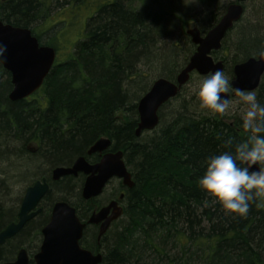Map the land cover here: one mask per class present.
Returning a JSON list of instances; mask_svg holds the SVG:
<instances>
[{
    "label": "trees",
    "instance_id": "1",
    "mask_svg": "<svg viewBox=\"0 0 264 264\" xmlns=\"http://www.w3.org/2000/svg\"><path fill=\"white\" fill-rule=\"evenodd\" d=\"M56 3H62L59 14L65 10L78 13L79 8L82 14L85 4L93 12L88 8L81 37L63 60L55 62L39 90L26 99L10 101V73L0 64V231L17 219V212L7 207L9 194L2 188L10 193L15 186L30 185L42 177L49 182L41 212L0 244V263L14 259L13 253L21 247L31 256L38 250L40 230L55 200L73 205L81 220L100 207L96 198L85 201L81 197L82 177L51 181L50 171L70 165L80 155L98 161V154L87 156L86 152L104 136L111 140V152H123L134 185L120 184L123 214L100 241L94 228H86L93 234L87 241L83 237L81 244L101 252V264H264V197L255 198L248 215L241 217L225 212L198 184L207 157L234 152L235 145L247 139L242 123L189 110L175 113L166 122L161 108L159 125L145 137L135 135L137 101L151 84L143 85L137 66L160 59L165 24L123 0H0V20L30 28L42 42L44 31L38 28L47 22L52 26L50 11ZM59 21L65 22L59 33L66 37L71 20ZM213 26L200 29L205 32ZM261 30L255 25L237 32L230 68L264 51ZM59 35L53 32L43 42L57 55ZM193 51L187 41L181 63H176L172 52L167 61L156 60L161 71L156 78L174 80ZM256 92L264 103L263 82ZM229 137L233 143L226 146ZM35 162L46 170L20 171L23 163L30 169ZM27 238L31 243L24 246Z\"/></svg>",
    "mask_w": 264,
    "mask_h": 264
},
{
    "label": "water",
    "instance_id": "2",
    "mask_svg": "<svg viewBox=\"0 0 264 264\" xmlns=\"http://www.w3.org/2000/svg\"><path fill=\"white\" fill-rule=\"evenodd\" d=\"M245 1L237 0L230 3L221 19L206 34H201L196 27L186 30L196 50L177 72L174 80L157 78L138 100L139 120L135 128L136 136L158 125L159 109L178 95L193 72L206 76L218 69L223 71V61H215L211 53L221 48L226 33L242 18ZM0 46L4 48L3 54L0 55V64L11 75L12 89L8 98L10 101L25 99L42 85L54 64L56 50L51 46L40 44L32 35L30 28L13 26L2 20H0ZM262 53L264 52L234 65L231 80L233 91L256 90L259 87L264 74ZM223 95L230 99V93ZM110 144L109 138H99L87 151L89 156L98 153L100 155L98 162L90 163L85 156H79L71 165L54 167L51 171V180L57 181L65 176L76 177L79 173L84 174L81 196L85 200L99 196L113 177L121 179L124 186L131 188L134 182L124 162L123 152L106 151ZM258 167L261 166L253 165L250 170H258ZM48 189L49 184L45 178L35 181L25 189L17 213V221L9 223L0 231V244L16 236L27 222L41 212L38 206ZM122 197L123 194L119 198ZM122 214V206L117 200H111L98 210H94L87 222H82L76 214V209L68 202L61 200L54 202L49 220L41 229L42 241L38 251L33 255L34 264H100L102 254L100 252L94 254L80 244L84 229L87 224L98 225L97 240H100L111 223L119 219ZM29 260L27 250L21 248L13 261L0 264H29Z\"/></svg>",
    "mask_w": 264,
    "mask_h": 264
},
{
    "label": "rangeland",
    "instance_id": "3",
    "mask_svg": "<svg viewBox=\"0 0 264 264\" xmlns=\"http://www.w3.org/2000/svg\"><path fill=\"white\" fill-rule=\"evenodd\" d=\"M231 1L232 0H195V2L187 3V0H123V2L130 3L136 10L158 16L160 18V23L165 24L166 26V32H164L165 35L159 43L160 59H154L152 63L144 61L137 66L138 71L142 75L141 77H143L141 78V80L144 81L143 85L146 83L150 84L156 78L159 72H161L159 71L160 65L156 60L160 62L163 60L167 61L170 58L169 52L174 54L173 59L176 61V63H181L183 57L182 52L187 46V41H190L185 34V31L193 27L200 28L201 26H204L205 19H211V14H213L214 11L224 8ZM84 6H86V8H84L82 14H80L81 8H79L78 13H75L73 10H65L60 14L57 12L62 8L53 9L50 11V15H54L51 22L52 26L50 25L51 27H49V23L47 22L45 24L43 23L38 28L39 31H44L42 42H46V40L51 37L55 30L64 27L65 22L59 20L68 21V18H70V27L66 37L64 36V33L62 35L60 34L58 41H56V43L60 45V49H58L59 54L57 55V62L65 58V56L68 54V50L71 49L73 42L77 41L78 38L81 37L79 30L83 29L82 21L84 18L90 15L88 8L89 10H92L89 5L85 4ZM244 8L245 10L242 18L233 26L231 30H229L222 42L221 49L217 51V55L220 57L219 59L222 58L226 65L231 64V60L235 57V52L233 49L234 42H236L237 32H239L240 29L255 25H257V27L260 26L261 28H264V0H246L244 2ZM91 12H93V10ZM77 14L79 15L77 16ZM73 15L77 16L78 18H71ZM263 31L264 30H261L259 33L261 34ZM171 48H175V52H173ZM225 74L227 75V73ZM204 77L205 76H199L197 74H193L191 76L190 80L182 88L180 94L162 107L160 111L163 114L162 120L165 119L166 122L169 121L172 117H174L175 113L181 110L207 112L206 110L199 108L198 100L193 94V89ZM138 79L139 78H137V80ZM262 82L264 83V75L262 76ZM236 99H238V97L234 96L232 100ZM243 110V105H237L235 113L228 115L230 117L229 120L234 122L239 121L242 123L241 114ZM146 134H148V132H144L142 137L147 136ZM151 134L152 133L149 135ZM31 151L35 152L33 149ZM13 162H15L14 159H12L11 163ZM14 164H16V162ZM10 167H14V165H11ZM25 167L27 166H25L23 163L22 169H20V171L41 173L46 170V167L39 162H35L32 167H29L30 169ZM4 171L9 174L6 168ZM3 177H5V175ZM35 178H33V180ZM27 185H17L10 191V193H8L7 188H2L5 193L9 194L6 196V201H8L7 207L9 206L12 210L17 212L20 204L19 198L23 195L24 189ZM119 187V180L113 179L105 188L104 192L96 198L97 201L103 205L112 197L116 198L118 196L117 189ZM92 231V229L85 231L84 237L86 241L87 239H91L93 234ZM30 243V240L27 238L25 240V244L23 245L27 246ZM17 251L18 250L13 253L14 257L16 256Z\"/></svg>",
    "mask_w": 264,
    "mask_h": 264
},
{
    "label": "clouds",
    "instance_id": "4",
    "mask_svg": "<svg viewBox=\"0 0 264 264\" xmlns=\"http://www.w3.org/2000/svg\"><path fill=\"white\" fill-rule=\"evenodd\" d=\"M192 2L195 0H187ZM3 51L0 46V55ZM231 90L230 78L220 69L205 76L193 89L199 108L213 116L232 115L237 105H243L242 128L248 134L247 139L235 145L234 152L207 157L198 184L225 212L245 217L251 202L264 197V166L250 170L253 165H264V103L258 100L255 90L244 89H236L238 99L230 100L223 94ZM232 143L231 137L224 141L226 146Z\"/></svg>",
    "mask_w": 264,
    "mask_h": 264
},
{
    "label": "flooded vegetation",
    "instance_id": "5",
    "mask_svg": "<svg viewBox=\"0 0 264 264\" xmlns=\"http://www.w3.org/2000/svg\"><path fill=\"white\" fill-rule=\"evenodd\" d=\"M236 0H232L231 2H229L224 8H220V10H216V11H214V13L213 14H211V19H205L204 21H205V24H204V26H209V25H212V24H217V22L221 19V17L224 15V13L226 12V9H227V6L230 4V3H232V2H235ZM244 10H245V8H244ZM202 27V26H201ZM200 27V28H201ZM197 28V27H196ZM200 28H197L198 30H200V32H201V34H205L206 33V31L204 32V31H202ZM188 37V36H187ZM191 44L193 45V47H194V50L196 49V46L191 42ZM218 53H217V51H213L212 53H211V56L212 57H214V59H219L220 57H218V55H217ZM220 60H222L223 61V71L225 72V73H227V71H230V74H227V76L230 78V80L233 78V66L230 68V64H228L229 65V67H228V69H226V67H227V65H226V63L224 62V60L221 58ZM239 62H241V61H239ZM185 65V64H184ZM256 91V90H255ZM230 100H232L233 99V97L235 96V91H233V90H231L230 92ZM229 117V116H228ZM230 118V117H229ZM231 122H233L232 120H230ZM119 189V188H118ZM123 193V192H122ZM119 194H121V192L119 193ZM112 199H114V198H111L110 200H112ZM117 199H119V196L117 197ZM109 200V201H110ZM121 203H122V200L120 201ZM120 203V204H121ZM123 206V205H122ZM98 226H93L92 228H94V229H96Z\"/></svg>",
    "mask_w": 264,
    "mask_h": 264
},
{
    "label": "bare ground",
    "instance_id": "6",
    "mask_svg": "<svg viewBox=\"0 0 264 264\" xmlns=\"http://www.w3.org/2000/svg\"><path fill=\"white\" fill-rule=\"evenodd\" d=\"M61 4H62V3H61ZM61 4H60V3H56V5H54V9L60 7ZM60 31H61V29H57V30L54 31V33L57 34V35H59V34H60V33H59ZM1 66H2V65H1ZM7 72H8V71H7ZM175 77H176V76H175ZM10 78H11V75H10ZM90 156H91V155H90ZM72 162H73V161H72ZM71 164H72V163H71ZM71 164H70V165H71ZM63 166H68V165H63ZM52 169H53V168H52ZM52 169H51V171H52ZM51 171H50V179H51ZM69 176H71V175H69ZM65 177H66V176H65ZM71 177H73V176H71ZM79 177H80V178H81V177L83 178V179H82L83 181H82V184H81V188H82L83 183H84V179H85V175L79 173V174H78L76 177H74V178H79ZM63 178H64V177H63ZM61 179H62V178H61ZM113 179H117V180H119V182L121 181V179L116 178V177L111 178L109 181H111V180H113ZM47 181H48V180H47ZM51 181H52V180H51ZM81 188H80V191H81ZM103 192H104V191H103ZM103 192H102V193H103ZM81 241H82V240H81Z\"/></svg>",
    "mask_w": 264,
    "mask_h": 264
}]
</instances>
